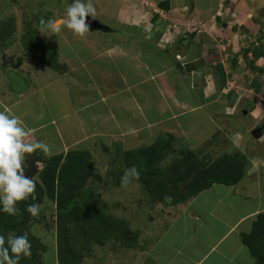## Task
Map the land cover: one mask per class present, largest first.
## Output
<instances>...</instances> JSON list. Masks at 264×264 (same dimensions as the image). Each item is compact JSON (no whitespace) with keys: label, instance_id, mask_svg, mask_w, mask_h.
<instances>
[{"label":"rangeland","instance_id":"rangeland-1","mask_svg":"<svg viewBox=\"0 0 264 264\" xmlns=\"http://www.w3.org/2000/svg\"><path fill=\"white\" fill-rule=\"evenodd\" d=\"M119 2V0L93 2L96 8L95 19L105 26L102 31L107 32H101L104 35L97 34L92 39V31L81 36L66 27H62L61 32L56 34H42L39 31L41 18L45 20L54 18L57 21L65 18L66 9L72 0H0V48L5 49L15 45L18 49L15 50L10 65L8 64L5 69L16 66L20 59L26 64L25 67L22 66V70L24 68L29 70L28 76L34 68L40 70L39 68L42 67V73L38 75L49 78L44 83L61 76L60 72L65 71L67 76H62L70 89L69 97L73 96L72 99L77 106L84 105L82 108H85L89 106L87 105L89 102L93 103L96 100L92 104L96 106L93 126L98 125L91 131L94 133L92 138L81 144L80 151H70L61 156H40L41 159L43 157V163L37 162L40 172L36 180V191L32 194L35 199L30 196L22 203L26 206L39 204L40 211L35 218H41L40 222H43L30 227V232L35 234L24 232L25 229L22 228L20 231H12L9 235L27 233L30 242L32 239L41 242L46 227H49V224L53 226L51 229L56 227L63 264H167L174 255L176 257L172 264H190L184 262L178 250L183 248L185 251H192L189 255L191 257L197 251L203 252L206 249L205 238L214 232L220 233L223 229L222 226L215 225L214 217L210 216L219 215L225 209L222 210L221 206L215 204L209 209L211 215L204 217L196 210L200 199L209 201L211 192L205 193L203 197H200L201 194L195 195L196 198H200L193 208L190 203L195 196L186 199L185 196L205 184L207 177L224 176L228 180L235 181L233 184L224 185L233 186L249 175H261L264 169L257 158L259 153L252 141L253 135L247 133L242 122L240 110L229 115L220 113L221 110L218 108L213 118L220 124L214 134L206 141L202 139L196 144H189L186 141L181 130L184 126L179 123H171L173 125L171 132L161 128L159 137H154L152 140L154 143L144 145L139 139L131 140L136 130L133 129L135 127L133 124L128 131H124L128 134L123 135L126 138L118 137L121 134V125L108 126L119 112L123 113L122 117L129 120L136 117V113L131 108L125 110L119 107L113 108L121 102L129 103L125 97L132 96L131 100H134L135 104L131 103V105L139 107V115L144 113L150 115L151 109L156 108L154 105L156 98L152 99L150 104V100L144 98V91L152 88L153 80L144 82L139 88V79H133L132 75L125 77L120 70L104 68L93 60L87 63V56L84 55L86 51L82 52L83 43L88 42L86 47H90L89 43L95 41L98 49L100 44L111 46L112 43L123 42L124 46H127L126 52L141 55L146 51L150 53L154 51V58H159L158 60H162L165 54L171 51L166 47L170 44V40L166 42V38L162 37L159 31L156 32L157 38L146 36V31L149 30L150 34L152 28L154 30L155 23H151L147 15L141 17L143 12L140 15L134 10L132 22L128 20L132 18L130 16L124 18L123 23L115 22L118 17L112 16L118 13ZM154 7L153 11L150 10L154 21L158 26L165 27L163 22L160 24L159 19L166 21V13L161 15ZM145 8L144 12L147 11ZM126 9L130 10L131 7ZM130 22L131 26L128 24ZM108 31H116V33H108ZM110 34H112L111 38L107 39L106 35ZM119 47L117 52H120ZM257 50H260L259 46L243 49L241 52L248 65L256 67L254 58L259 55ZM249 58L252 62L248 61ZM169 61H172L170 57ZM31 64H35V67ZM234 68L237 70V65ZM159 72L162 79L161 67ZM239 72L240 77L234 78L233 74L234 77L230 75L229 82H223L224 87H230V90L225 91V95L231 106L235 104V95L242 94L240 89L243 82L244 85L247 82L245 78L248 76V69L244 68ZM135 73L138 74L137 71ZM106 74H110V79ZM172 84L175 90L182 88L177 79L172 81ZM166 85L168 84L165 82L164 86ZM138 89L141 90L143 97L136 95L135 91H139ZM98 93L102 96L97 99L95 96ZM65 94L64 91L67 99ZM32 100L34 101V96L31 97L30 101ZM221 100L224 101L225 97L218 96L217 101ZM159 102L158 107L164 111L166 109L164 99L160 98ZM108 106H112L113 109ZM107 135L114 137L109 138ZM260 138L262 137L256 140ZM30 161V158L25 157L26 173L31 168ZM133 166L137 168L139 178H133L125 183L123 181L125 171ZM118 183L119 185H114ZM215 184L223 185V183H214L212 187H217ZM147 187L160 191L165 202ZM84 188H90V194L84 204L82 200L72 213L60 214L59 209L66 208L68 202L78 197ZM222 189L225 187L220 188ZM180 198L184 200L176 202ZM234 206L236 202L226 206L230 211L229 214L232 213ZM201 217H204L202 225L196 222ZM206 221L208 226L205 225ZM0 224L3 226L11 224L9 216L1 215ZM31 245L33 246L32 243ZM173 248L177 254H172ZM23 259L24 257L19 263H23Z\"/></svg>","mask_w":264,"mask_h":264},{"label":"crops","instance_id":"crops-1","mask_svg":"<svg viewBox=\"0 0 264 264\" xmlns=\"http://www.w3.org/2000/svg\"><path fill=\"white\" fill-rule=\"evenodd\" d=\"M119 1L118 13L112 16L118 17L115 22H125L124 18L132 17L134 10L140 15L143 12L141 17L147 15L151 23H155L154 30L152 28L150 34L149 31H146V36L157 38L156 32L159 31V34L166 38V42L170 40V44L166 47L171 51L170 54L164 53L165 57L158 60L159 58H154V51L151 53L146 51L141 55L126 52L127 46L125 47L123 42L112 43L111 46L100 44L98 46L102 48L98 47L97 49V42L94 43L95 41L92 39L97 34L104 35L101 32L107 31L90 30V32L92 31L91 41L94 42L89 43L90 47H86L88 42L83 43L84 48L82 49L83 53L86 51L84 55L87 56V63L93 60L94 63L102 65L104 68L120 70V73H124L125 77L132 75L133 79H139V88L143 86L144 82L148 83L150 79L153 80L152 88L144 91V98L149 99L150 104L152 99L156 98L154 100L156 108L151 109V116L146 115L147 113L139 115V107L131 105L134 103V100H131L132 96L125 97L129 103L121 102L113 108L119 107L124 110L131 108L136 113V117L129 120L122 117L123 113L119 112V114H115L116 118H113L108 126L121 125V134L118 137L126 138L123 135L128 134L124 131H128L133 124L135 126L133 129L136 130L131 140L139 139L140 143L144 145L152 142L154 137L158 138L161 128L171 132V126L173 127L171 123H179L184 126L181 127V130H183L182 135L185 136L186 141L189 144H196L202 139L206 141L209 136L214 134L220 124L213 118L214 114L218 112V108L221 110L220 113L229 115L240 110L247 133H253L254 130L260 129L259 137L262 138L256 140L257 137L252 134V141L258 148L259 156L257 158L261 161V166L264 169V0ZM128 7L131 9L127 10ZM144 7L147 10L145 12L143 11ZM153 7L158 9L161 15L166 13V21L159 19L160 24L163 22L165 27L158 26V23L154 21L151 15ZM136 17L140 16L136 15ZM128 20L132 22L133 17ZM146 21L148 22V20ZM131 22L128 23L130 26ZM156 24L157 27H155ZM130 26L126 27L130 28ZM108 33H116V31H108ZM111 36L112 34L106 35L107 39H110ZM116 45L121 47H119L120 52H117L118 46ZM255 46L260 48L257 50L258 57H253L256 60V67L248 65L243 59V55L241 56L243 49L255 48ZM15 50H18L15 45L5 49L0 48V111L8 110L18 116L26 128L33 130L29 139L46 143L51 149L48 154L37 150L35 153L26 154L25 157L43 163V157L41 159L40 156H61L70 151H80L81 144L92 138L94 133L91 131L98 127V125L93 126L96 106L92 104L96 100L94 99L93 103L89 102L87 104L89 106L85 108H82L84 105L77 106L72 99L73 96L69 97L70 89L63 77L67 76L65 71L60 72L63 76L44 83L49 78L38 75V73H42V67L39 68L40 70L34 68L31 75L28 76L29 70L26 68L22 70V66L25 67L26 64L20 59L16 66L6 70V66L10 65L11 58L15 55ZM72 50H74V46H72ZM228 50L229 52H227ZM250 53L253 55L252 52ZM169 57L172 61H169ZM248 61L252 62L251 58ZM236 65L237 70L234 68ZM31 66L35 67V64H31ZM160 67L163 70L162 79L159 72ZM244 68L249 71L245 78L246 85L243 82L240 89L242 94L235 95V104L231 106L225 95V91L230 90V87H224L223 82H229L230 75L232 77L233 74L234 78L240 77L239 71ZM136 71L138 74L135 73ZM109 75L106 74L110 79ZM176 79L182 87L180 90H175V86L172 87V81ZM165 82L168 85L164 86ZM64 91L67 99H65ZM135 92L136 95L142 96L141 90ZM100 95L102 96L98 93L95 97L98 99ZM33 96L34 101H30ZM218 96L225 97V100L217 101ZM160 98L164 99L166 108L164 111L157 104ZM224 105L226 106L224 107ZM108 108L113 109L112 106H108ZM161 118L163 120H159ZM119 121L121 122L119 123ZM130 121L131 123H129ZM107 136L112 138L113 135ZM32 156L33 158H31ZM39 172L35 179L39 178ZM239 183L233 186L215 184L217 187L205 189L207 191L198 194L203 197L205 193L211 192L209 201L207 199L199 200L200 197L196 198L198 195L191 200V208L199 200L196 212L204 217L211 215L209 209H212L215 204H217L215 206H221L222 210L225 209L226 212L210 216L214 217V224L222 226L223 229L220 233L215 234L214 232L205 238L206 249L203 252L197 251L191 257L189 255L192 251H185L183 248L178 250L184 262L190 264H257V257L243 242L240 233L251 232L257 216L264 213V173L259 176L249 175ZM221 187H225V189L220 190ZM235 202L236 206L229 214L230 211L226 209L228 208L226 206L230 203L233 205ZM17 207L21 208L19 203ZM202 210L205 211L202 212ZM205 213L208 214L204 215ZM204 217L199 218L196 222L202 225ZM13 220L14 216L10 222L12 223ZM37 221L38 223H36ZM40 221L41 218L31 221V223L29 221L24 232L31 233L30 227L42 224L43 221ZM207 224L206 221L205 225ZM8 226L9 224L7 226L0 224V234L4 236L12 234V230ZM49 227H46L45 235L41 236V242L32 239L34 251L32 250L31 255L24 257L23 263L19 264H63L57 228L51 229L53 226L51 227L50 224ZM176 252L174 249L172 254H177ZM175 257L176 255L171 257V262H167V264H172Z\"/></svg>","mask_w":264,"mask_h":264},{"label":"clouds","instance_id":"clouds-1","mask_svg":"<svg viewBox=\"0 0 264 264\" xmlns=\"http://www.w3.org/2000/svg\"><path fill=\"white\" fill-rule=\"evenodd\" d=\"M96 18V8L92 0H72L66 9V17L57 21L54 18L40 20L39 31L42 34H56L62 27L72 30L81 36L90 31L88 17ZM149 31V30H148ZM33 130L24 126V122L8 110L0 111V211L15 216L19 209L18 202L27 200L36 191L37 181L25 172L26 154L42 150L50 153L46 143L29 139ZM139 178L135 166L125 171L123 181ZM35 199L34 196H32ZM39 204H30L27 211L36 216L40 211ZM31 242L28 234H0V264H19L22 257L31 255Z\"/></svg>","mask_w":264,"mask_h":264},{"label":"trees","instance_id":"trees-1","mask_svg":"<svg viewBox=\"0 0 264 264\" xmlns=\"http://www.w3.org/2000/svg\"><path fill=\"white\" fill-rule=\"evenodd\" d=\"M157 31V30H156ZM145 152V151H144ZM37 180V179H35ZM214 183H223V184H233L235 183L234 180H228L224 176H210L206 178L205 184L198 186L191 192H189L188 195L185 196V199L188 198L189 196H195L198 195L202 190L208 189L212 187ZM115 186L119 185L114 184ZM150 191L154 192L157 194V196L160 198V200H163V197L161 196V192L158 190H153L149 187H147ZM90 194V188H84L82 193L73 199V201H69L66 208H60V214H68L72 213L73 210L76 209L77 205H80V202L82 201L85 202V200L88 199V196ZM184 199H177L176 202H179ZM175 201V200H174ZM165 202V201H164ZM168 203H171L172 201H167ZM21 206L19 208V212L14 216L15 219L11 224H9L8 227L12 231H20L22 228L28 227L27 224L29 222V219L32 221L39 220L38 218L32 217L31 214H28L29 212L27 211L26 205L22 203V201L18 202ZM173 203V202H172ZM84 209V208H82ZM24 210V211H23ZM4 215L5 217L9 216V220L13 217L12 215H9L3 211H0V216ZM30 215V216H29ZM31 223V221L29 222ZM7 226V225H6ZM243 242L246 244V246L249 247L251 252L254 254L255 257H257V264H264V213H260L257 216V219L254 221L251 232H244L241 234Z\"/></svg>","mask_w":264,"mask_h":264},{"label":"water","instance_id":"water-1","mask_svg":"<svg viewBox=\"0 0 264 264\" xmlns=\"http://www.w3.org/2000/svg\"><path fill=\"white\" fill-rule=\"evenodd\" d=\"M88 22L90 24V28H92V29L103 30L105 28V26L99 20L93 19V17H91V16L88 17ZM259 132H260V129H256L253 131L252 134L258 138ZM30 164H31V168L26 173V176L34 178L38 173V168H39L38 163L34 159H31Z\"/></svg>","mask_w":264,"mask_h":264}]
</instances>
